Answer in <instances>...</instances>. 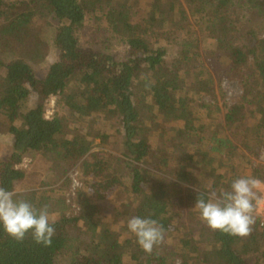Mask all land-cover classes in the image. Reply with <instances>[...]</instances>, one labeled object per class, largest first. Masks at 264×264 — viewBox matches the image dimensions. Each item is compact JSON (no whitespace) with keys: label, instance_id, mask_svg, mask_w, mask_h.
<instances>
[{"label":"trees","instance_id":"1","mask_svg":"<svg viewBox=\"0 0 264 264\" xmlns=\"http://www.w3.org/2000/svg\"><path fill=\"white\" fill-rule=\"evenodd\" d=\"M218 1L214 16L198 11L192 19L189 8L203 9L210 0H0V124L13 143L11 155L0 161V187L12 190L26 178L21 164L30 152L52 163L58 180L79 163L97 177V195L79 197V214L64 211L62 188L52 184L58 180L20 192L38 209L49 205L55 235L51 246L37 244L31 233L18 242L0 225V264H264L259 216L252 233L240 237L213 231L194 209L200 192L230 190L246 166L264 181L259 151L252 155L236 141L237 121L218 126L213 120L210 132L202 130L208 125L199 113L220 110L211 101L225 79L242 87L232 112L246 106L264 112V0ZM20 33L29 42L53 33L59 55L44 76L24 55L5 60ZM116 44L125 46L126 58L113 53ZM197 83L203 101L188 103L187 90ZM54 96L72 110L70 118L47 115ZM168 112H176L192 143L183 142L189 135L181 133L178 142H167L172 137L162 119ZM96 114H104L103 122L93 120ZM260 121L252 128L260 134L259 149ZM119 134L124 149L113 169L93 149L109 146ZM157 136L167 142L166 157L154 170L147 162L155 158L151 145ZM119 190L123 196L112 202L114 213H102L99 201ZM134 216L164 221L166 242L151 254L127 227Z\"/></svg>","mask_w":264,"mask_h":264},{"label":"rangeland","instance_id":"2","mask_svg":"<svg viewBox=\"0 0 264 264\" xmlns=\"http://www.w3.org/2000/svg\"><path fill=\"white\" fill-rule=\"evenodd\" d=\"M219 1L218 0H210L208 5L203 9H197V8H189V13L192 16V19L195 18V16L198 15V11H201L203 13H207L210 16H214L215 12H217L216 7L218 6ZM53 38V33L46 36V38L38 37L32 42H29L25 34L20 33V35L14 36V44L13 46L7 51L5 54V60L8 62L13 57H16L17 55H24V58L34 67L36 72H38L39 75L44 76L48 70L50 65L54 60L58 58L59 51L56 50V48L53 46L51 40ZM116 49L113 51L114 54H116L117 58H126L127 52L124 45L116 44ZM5 74V68L0 67V86H3L4 77ZM213 75V74H212ZM214 78V76H213ZM217 80V79H216ZM225 85L224 80H222L220 83L215 86L214 89V96L215 100L211 103L214 105H217L218 108H220L219 111H213L210 110L206 112H200L199 117L204 118V121L208 126H203L202 130L211 131L214 127L212 124L213 120L218 121V126L221 124H229L226 122H238V127H229L234 130L236 141L242 145L248 152H250L252 155L255 154L257 151H259L258 156H256V161L259 164H264V144H262V147L259 149V133L258 129L254 130L252 129L253 126L257 123H260V120H264V112H260L257 106L250 107L246 106L244 108H241L239 112H235L232 110L234 109L236 105V100L242 93V87L237 81H231ZM196 88L195 90H187L188 93V103H192V100H194L195 104L200 103L203 101L201 92L202 88H200L199 83L195 84ZM193 88V87H191ZM137 96L139 98H142L143 100L145 98L143 92L139 89L136 90ZM210 99V98H209ZM63 101V100H62ZM193 104V103H192ZM191 104V105H192ZM56 114H60L63 116H66L68 118L73 115L72 110L63 102H61L60 96H54L52 97L48 103H47V115L49 117H53ZM104 114H96L93 117V120L101 123L104 119H102ZM105 118L112 120L114 116L111 113L106 114ZM164 117V118H163ZM162 118V123L164 127L169 128L170 137H167V142L171 141H177L180 140V133L184 134L182 138L187 137L189 134L186 131H182L183 129H187L185 127H182L181 122L177 121V114L176 112H168L164 114ZM141 125L142 129L145 128L147 125H145L144 120L146 119L145 116L142 115ZM203 120V119H202ZM202 121V123L204 122ZM201 123V124H202ZM205 124V123H203ZM260 125V124H258ZM71 133H75L76 129H74L73 126L70 128ZM182 129V130H180ZM189 129V128H188ZM154 142H152L151 149L152 153H155V158L150 159L151 162H147V167L152 168L154 170H159V164L161 161V157H166V143L164 139H160L158 136L153 137ZM163 140V141H162ZM100 140L98 139L97 142ZM190 142L192 143V136L189 135V138H184L183 142ZM12 138L10 137L8 131L4 128L2 124H0V161L7 159L11 153H12ZM123 144V136L122 134H119L116 136V138H113L109 146H102L97 145L93 152H96L97 155L106 156L108 158V163L113 169L119 168V161L117 156L121 154L122 150L124 149ZM192 146V144L190 145ZM187 146L186 150L190 151L189 147ZM192 148V147H191ZM161 170L163 172L167 173L168 167L164 166V164H161ZM21 168L26 171V178L20 182H18V185L16 189L19 190V192H25L30 188H42V187H50L52 184L55 186H60L62 189V195L64 201H65V212L68 215L73 214H79L80 212V205L78 203L79 197L82 195H89V193H92V197L97 195V192L94 191V188L92 187V183L95 181L97 177H95V173L92 174L91 172H84V166L82 163H79L73 168H70L66 171V175L59 179L60 173L55 171L53 168L52 163L48 162L44 157H42L40 154L35 152H30L26 155L23 163L21 164ZM156 168V169H155ZM250 167L246 166V168L242 172V176L250 175L254 176V173L250 171ZM263 174V173H262ZM52 176V177H49ZM264 178V175H262ZM58 180V181H57ZM260 180V179H259ZM51 181L57 183H52L48 186H43L44 182ZM264 182L263 180H260ZM107 187H105L104 191H106ZM261 189L264 190V183L261 184ZM109 191V190H108ZM107 199L100 200V204H102V213H108L112 214L113 212V203L116 201L122 200L123 192L122 190H119L117 192H108ZM59 192V191H58ZM163 210H157L155 213L157 216L162 215ZM264 216V212L258 208V215L260 218L261 216ZM109 218L105 217V220ZM117 221V219H116ZM161 223L164 224V221L161 220ZM104 237V236H103ZM102 237V242H107L105 238ZM166 242V241H165ZM248 258L254 262V256L252 254L248 255ZM181 263V260H178V264Z\"/></svg>","mask_w":264,"mask_h":264},{"label":"clouds","instance_id":"3","mask_svg":"<svg viewBox=\"0 0 264 264\" xmlns=\"http://www.w3.org/2000/svg\"><path fill=\"white\" fill-rule=\"evenodd\" d=\"M262 183L250 175L236 177L230 190L213 188L206 194L200 192L194 209L213 231L246 237L252 233L258 208L264 203ZM55 222L49 205L38 209L20 198L18 189L0 187V225L13 239L21 242L31 233L37 244L51 246ZM127 227L136 236L139 246L149 254L165 242V228L156 219L134 216L128 220Z\"/></svg>","mask_w":264,"mask_h":264},{"label":"built area","instance_id":"4","mask_svg":"<svg viewBox=\"0 0 264 264\" xmlns=\"http://www.w3.org/2000/svg\"><path fill=\"white\" fill-rule=\"evenodd\" d=\"M229 81L227 79L224 80V84L226 85ZM259 208L264 212V203H262ZM261 216V215H260ZM261 225L264 226V216H261Z\"/></svg>","mask_w":264,"mask_h":264}]
</instances>
